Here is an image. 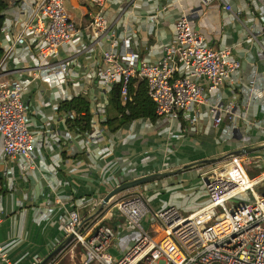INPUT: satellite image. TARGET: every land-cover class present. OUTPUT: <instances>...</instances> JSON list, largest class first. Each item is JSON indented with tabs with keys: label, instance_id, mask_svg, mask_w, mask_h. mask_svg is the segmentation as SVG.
Instances as JSON below:
<instances>
[{
	"label": "crops",
	"instance_id": "0c3cea01",
	"mask_svg": "<svg viewBox=\"0 0 264 264\" xmlns=\"http://www.w3.org/2000/svg\"><path fill=\"white\" fill-rule=\"evenodd\" d=\"M8 1L1 38L4 52L17 34L23 39L15 42L14 50L0 69V80L14 81L32 77L39 58L28 28L34 16L32 1ZM169 1L109 0L106 16L111 31L119 41L126 35L132 36L133 47L141 58L155 62L174 37L176 18L182 11L192 14L193 28L210 45L230 46L235 57L242 61L237 89L225 86L219 90L223 102L235 98L237 113L247 109L250 121L263 119L264 101L246 105L240 89L249 84V74L255 67L264 73V58L257 55L264 36L250 40L247 33L264 15V4L259 0H226L233 7V11H227L223 0H214L209 6H202L199 0H180L176 7H169ZM67 8L82 28L77 37L62 47L60 56L68 63L67 82L49 86L35 80L23 93L30 128L37 132V166L24 169L19 161H9L3 153L0 136V209L3 211L0 244L16 264H31L37 256L44 259L63 244L68 237L62 220L66 211L74 208L84 219L91 217L88 228L84 229L107 224L115 230L108 252L120 258L138 239V229L125 222L112 200L98 218L93 216L104 197L119 183L219 158L237 147L264 143V133L243 122L234 137H226L223 125L215 126L207 104L193 107L191 114L197 117L193 124L184 116H157L154 120L138 118L123 125L116 121L111 126L107 120L117 113L110 104L112 91L102 88L100 72L101 50L108 47V40H101L100 46L94 44L87 28L91 9L88 0H67ZM77 96H84L90 102L89 132L70 126L67 120L76 115L75 111L61 110L64 101ZM246 155L249 161H259L264 168V149ZM208 165L194 166L131 189L144 195L152 210L175 205L183 214L190 215L208 202L202 177ZM245 186L252 187L253 183ZM148 225L152 234L160 235L158 223ZM77 247L72 245L59 255L62 258L72 255ZM80 260L85 264L83 251ZM0 264L5 263L0 259Z\"/></svg>",
	"mask_w": 264,
	"mask_h": 264
},
{
	"label": "built area",
	"instance_id": "2783aa9c",
	"mask_svg": "<svg viewBox=\"0 0 264 264\" xmlns=\"http://www.w3.org/2000/svg\"><path fill=\"white\" fill-rule=\"evenodd\" d=\"M31 1L34 16L28 28L35 39L39 63L30 78L0 80L2 150L9 161H19L24 169L37 166V132L29 125L24 90L35 80L49 86L67 82L68 63L60 56L62 47L82 31L67 8V0ZM88 1L91 9L87 28L93 42L100 46L101 40L107 39L109 44L101 50V84L105 91L111 92L119 85L126 102L131 99V81L137 77L146 82L160 117L184 116L193 124L197 121L191 114L193 107L207 104L214 115L215 126L223 125L226 137H234L241 122L264 133V118L250 121L247 109L237 113L235 98L223 102L219 90L225 86L237 89L242 61L235 57L232 47L210 45L204 35L193 28L192 14L180 13L175 20L174 37L163 47L161 58L149 62L133 47L132 36L126 35L119 41L111 31L106 16L109 0ZM179 1L170 0L169 7H176ZM199 1L202 6H209L214 0ZM259 1L264 4V0ZM223 3L227 11H233L229 2L223 0ZM4 32L2 29V34ZM247 33L250 40L264 36V15ZM22 39V35L17 34L0 58V69L14 50L15 42ZM257 55L264 58V44L258 47ZM240 90L246 105L264 101V73L255 67L249 74V84ZM248 161L247 155H229L216 162L215 167L206 169L202 177L208 202L190 215H184L175 205L152 210L145 196L139 193L118 201L117 212L139 231L138 239L120 258L108 252L116 236L115 230L108 225L84 229V218L79 210L66 211L63 229L67 237L74 236L70 244L82 248L85 264L95 261L101 264H264V194L255 190L264 177L250 178L245 166ZM248 180L253 186H242ZM245 193H249L250 199L228 205ZM2 221L0 209V223ZM150 222L159 224V237L152 236ZM0 259L5 264H16L1 244ZM42 261L43 258L37 256L31 264ZM52 264L62 262L58 259Z\"/></svg>",
	"mask_w": 264,
	"mask_h": 264
},
{
	"label": "trees",
	"instance_id": "16d2710c",
	"mask_svg": "<svg viewBox=\"0 0 264 264\" xmlns=\"http://www.w3.org/2000/svg\"><path fill=\"white\" fill-rule=\"evenodd\" d=\"M9 5L8 0H0V58L4 53V49L1 44L2 29L5 23V10ZM130 97L131 99L124 102L120 94V86L117 85L111 94L110 104L116 111L117 115L113 118H109L107 121L115 124L116 121L120 125L132 122L138 118H151L156 119V105L148 94V87L144 80L139 78H133L130 84ZM61 110L63 111H75L74 117H69L68 122L71 127L79 129L82 132L91 131V119L90 114V102L84 96H77L71 100H66L61 104ZM101 213L97 214L95 218H98ZM90 222H87L83 228H88ZM101 225V224H100ZM72 244H69L66 249H69ZM60 255L56 256L50 264L58 260Z\"/></svg>",
	"mask_w": 264,
	"mask_h": 264
},
{
	"label": "water",
	"instance_id": "95a60500",
	"mask_svg": "<svg viewBox=\"0 0 264 264\" xmlns=\"http://www.w3.org/2000/svg\"><path fill=\"white\" fill-rule=\"evenodd\" d=\"M264 149V143L257 145V146H251V147H243L237 150H232L229 153L219 157V158H213V159H205V160H200L194 163H190V164H186L184 165L182 168L178 169V170H173V171H166V172H156V173H152V174H148L139 178H136L134 180L131 181H127L124 182L122 184H120L119 186L115 187L113 190H111L103 199L101 206L98 208V210L96 211L95 215L96 216L99 212H101L108 204L109 202L119 193L126 191L128 189L140 186V185H144L148 182H152L155 181L159 178H164L167 176H171V175H176L178 173H181L184 170H187L189 168H192L194 166H198V165H203V164H212V163H216L218 161L223 160L225 157L229 156V155H246V154H251L257 151H260ZM214 213H216V210H213ZM92 216V217H93ZM91 219V217H87L84 219V223H86L87 221H89ZM74 236L70 235L63 244H61L60 246H58L56 249H54L49 255H47L43 261L40 264H50V262L57 256L59 255L72 241H73Z\"/></svg>",
	"mask_w": 264,
	"mask_h": 264
},
{
	"label": "rangeland",
	"instance_id": "374dc122",
	"mask_svg": "<svg viewBox=\"0 0 264 264\" xmlns=\"http://www.w3.org/2000/svg\"><path fill=\"white\" fill-rule=\"evenodd\" d=\"M208 166H210L209 168L215 167L216 166V163L210 164ZM245 166L247 167V172H248L250 178L256 177L257 175H259L260 173H262L264 171V168L259 164V161H255L253 159L251 161L246 162L245 163ZM259 177L260 178L261 177H264V175L261 174ZM261 183H259L260 185L256 186V188H255V190H256V192L258 194H260V193H263L264 194V182H263V184H261ZM133 190L134 189H128L126 191H123V192L119 193L118 195H116L112 199L113 203L116 204L118 201L122 200L123 198H127V197L132 196L133 194H135ZM243 199H245V200L250 199L249 193H245V194L237 197L233 201V203L232 202H229L228 205L231 206V205L236 204L237 202L238 203L239 202H242ZM219 210L221 211V209H219ZM184 215H186V214H184ZM101 225H107V224H101ZM152 236L153 237H159V236H157V234H152ZM82 251H83L82 248L80 246H78L77 248H75V251L72 252V255L73 256L72 255H69V254L66 255L64 258H62L60 256V259H61L62 264H82L80 262L81 261L80 260V256H81ZM91 264H101V263L98 262V261H95V262H93Z\"/></svg>",
	"mask_w": 264,
	"mask_h": 264
},
{
	"label": "bare ground",
	"instance_id": "6f19581e",
	"mask_svg": "<svg viewBox=\"0 0 264 264\" xmlns=\"http://www.w3.org/2000/svg\"><path fill=\"white\" fill-rule=\"evenodd\" d=\"M248 182H251V180L246 181V183H245L244 185H247ZM244 185H242V186H244ZM255 193H256V192H255Z\"/></svg>",
	"mask_w": 264,
	"mask_h": 264
}]
</instances>
